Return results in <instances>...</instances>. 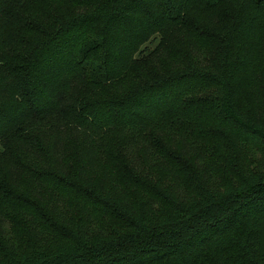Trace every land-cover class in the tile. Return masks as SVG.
<instances>
[{"label":"trees","instance_id":"obj_1","mask_svg":"<svg viewBox=\"0 0 264 264\" xmlns=\"http://www.w3.org/2000/svg\"><path fill=\"white\" fill-rule=\"evenodd\" d=\"M0 264H264V0H0Z\"/></svg>","mask_w":264,"mask_h":264},{"label":"rangeland","instance_id":"obj_2","mask_svg":"<svg viewBox=\"0 0 264 264\" xmlns=\"http://www.w3.org/2000/svg\"><path fill=\"white\" fill-rule=\"evenodd\" d=\"M228 184H224L223 188H224V192H225V188L227 187ZM26 254H29V253H26Z\"/></svg>","mask_w":264,"mask_h":264}]
</instances>
